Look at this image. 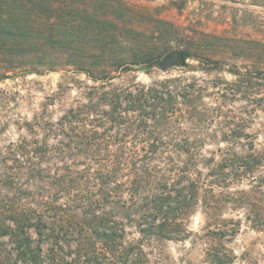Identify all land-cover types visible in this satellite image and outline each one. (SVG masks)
Instances as JSON below:
<instances>
[{"label":"rangeland","instance_id":"1","mask_svg":"<svg viewBox=\"0 0 264 264\" xmlns=\"http://www.w3.org/2000/svg\"><path fill=\"white\" fill-rule=\"evenodd\" d=\"M69 1L88 12L98 6L95 0H57ZM107 2L121 7L120 0ZM122 3L130 14L126 26L143 36L131 41L139 38V33L123 31L119 23L121 29L113 38L117 42L107 50L105 64L95 65L92 55L99 51L97 46L91 47L96 43L88 36L72 38L80 41L77 49L55 45L12 62L11 58L0 57V151L23 139L57 143L53 131L63 120L111 89L135 93L169 84L166 86L171 92L190 86L197 98L195 105L189 107L179 99L171 124L159 135L161 141H154L155 136L150 139L146 132L135 139L130 130L125 150L112 143V155L136 153L144 157L141 165L153 162L150 165L157 169L153 177L146 173L148 167H124L119 171L116 181L122 187L119 194L127 201V210L105 207L104 212L109 213L105 216L114 215L126 225L119 249L132 245L128 264L132 260L130 264H218L215 256L227 260L225 264H264V0ZM42 23L46 24L44 20ZM47 38L40 37V42H47ZM176 50L191 54L185 67L164 71L154 64ZM120 60L129 64H117ZM78 66L99 79L88 76ZM102 74L113 79H103ZM127 116L132 120L139 117L138 112ZM94 118L96 115L91 114L90 122L96 125ZM107 127L112 129L111 136L120 135L116 127ZM79 151L55 153L51 157L59 159L44 163L48 171L41 175L54 176L68 163L80 174L85 172L91 191L106 192L107 185L102 184L109 163L92 161ZM184 167L190 171L188 177L176 182ZM31 176L26 173L21 181L29 183L36 193L42 185ZM137 179L147 182L141 189L131 190ZM166 180L173 196L176 190L191 188L195 183V199L186 207L173 208L169 238L144 234L140 228H149L144 218L151 204L149 197L161 193L158 184ZM80 184L87 189L84 181ZM163 218L156 224H168ZM102 244L98 248L105 253ZM107 254L102 264H116L111 252ZM137 256L136 260L132 258Z\"/></svg>","mask_w":264,"mask_h":264},{"label":"trees","instance_id":"2","mask_svg":"<svg viewBox=\"0 0 264 264\" xmlns=\"http://www.w3.org/2000/svg\"><path fill=\"white\" fill-rule=\"evenodd\" d=\"M95 1L97 9L88 12L75 6L72 1L58 3L57 0H0V57L11 58L12 62L32 51L55 45L77 49L80 41H72V38L88 36L92 39L91 42L96 43H92L91 47L97 46L99 51V54L97 52L92 55L95 65L105 64L107 50L117 42L114 40L116 32L121 29L119 23L124 27L123 31L133 32L135 35L139 32L126 26L130 19L126 6L123 7L126 2L123 4L120 0L121 7H117L115 4H108V0ZM33 19L37 22H32ZM34 35L37 36L34 38ZM44 35H47L48 41L40 42V37ZM137 35L139 38L134 37L131 41H139L143 36L141 33ZM183 54L186 60L191 58L189 52L183 51ZM122 61L123 66L129 64ZM137 63L134 64L138 65ZM78 69L96 80L99 79V76H93L79 66ZM107 75L102 74L101 77L113 79ZM166 85L169 84L139 89L135 93L122 89L103 92L89 106L72 111L70 117L65 118L62 125L53 131L57 143L23 139L17 145L11 144L6 149L7 152L0 151V264H102L101 259L106 258L110 252L116 264H128L133 252L132 245L119 249V243L126 236V225L114 219V215L106 218L105 215L109 213H105V207L115 210L126 208L127 201L119 194L122 187L116 181L118 172L123 171L124 167L136 170L148 167L146 173H151V177L157 168L150 165L153 162L141 165L144 157L136 153L112 155L110 147L114 143L125 150L128 147L126 139L132 134L130 130L134 131L135 139L146 132L151 135L150 139L155 136L154 141H161L159 135L171 124L179 99H184L189 107L195 105L197 98L192 87L185 86L170 92ZM136 112L139 117L134 120L127 116ZM91 114L96 115L93 119L96 125L90 122ZM108 124L113 129L116 127L120 135L111 136L112 129L107 127ZM152 146L156 149L154 144ZM79 149V155H86L92 161L108 162L112 167L109 169L106 165L108 173L105 184H102L107 185L106 192H101L102 189L91 191L92 184L85 172L82 175L73 170L61 158V163H66L62 170H56L55 175L50 177L41 175L48 171L44 163H51L52 158L59 159L51 157L55 153L64 155L67 150L74 152ZM103 151H107L108 155L106 152L103 154ZM181 172V177L176 182H182L190 173L187 167L182 168ZM26 173L29 176L32 174L31 177L36 176L34 179L42 185L38 186L36 193L31 191L29 183L21 181ZM107 178L111 180L108 181ZM82 181L87 185L86 190L81 188ZM146 182L144 179L135 180L131 190L141 189ZM110 185L116 188H111ZM158 185L159 192H162L150 195L151 204L144 212L149 228H140V231L147 235L169 238L171 234L167 230L171 229L169 219L174 212L172 210L174 207L190 205L191 199H195L192 190L196 184L193 183L191 188L176 190L174 196L168 190V180ZM46 188H50V191ZM174 210L178 212L179 208ZM162 216L168 224L157 225L156 222ZM100 243L110 252L103 253L104 250L98 248ZM74 253L76 257L72 258ZM138 257L132 258L136 260ZM215 259L218 264L227 263V260H221L218 256Z\"/></svg>","mask_w":264,"mask_h":264},{"label":"water","instance_id":"3","mask_svg":"<svg viewBox=\"0 0 264 264\" xmlns=\"http://www.w3.org/2000/svg\"><path fill=\"white\" fill-rule=\"evenodd\" d=\"M154 64L160 66L164 71H167L172 67H185L187 60L183 52L176 50L164 59L155 61Z\"/></svg>","mask_w":264,"mask_h":264}]
</instances>
